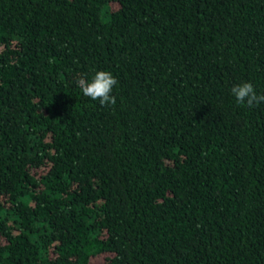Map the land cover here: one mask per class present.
Wrapping results in <instances>:
<instances>
[{"label": "trees", "instance_id": "1", "mask_svg": "<svg viewBox=\"0 0 264 264\" xmlns=\"http://www.w3.org/2000/svg\"><path fill=\"white\" fill-rule=\"evenodd\" d=\"M245 82L264 0H0V264H264Z\"/></svg>", "mask_w": 264, "mask_h": 264}, {"label": "clouds", "instance_id": "2", "mask_svg": "<svg viewBox=\"0 0 264 264\" xmlns=\"http://www.w3.org/2000/svg\"><path fill=\"white\" fill-rule=\"evenodd\" d=\"M77 86L82 90L84 96L89 97L93 101H99L102 106H110L116 104L115 96L111 95L113 86L117 84V79L108 71H98L95 73L91 81L85 78H79ZM232 94L236 98L238 104H247L252 107L264 102V95H258L251 83L234 86L231 89Z\"/></svg>", "mask_w": 264, "mask_h": 264}]
</instances>
